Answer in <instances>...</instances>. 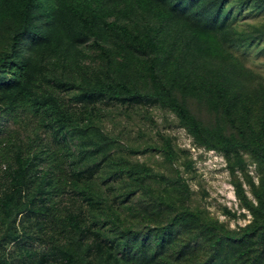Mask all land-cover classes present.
I'll list each match as a JSON object with an SVG mask.
<instances>
[{"label": "rangeland", "instance_id": "rangeland-1", "mask_svg": "<svg viewBox=\"0 0 264 264\" xmlns=\"http://www.w3.org/2000/svg\"><path fill=\"white\" fill-rule=\"evenodd\" d=\"M157 1L167 8L176 6V15L161 19L135 7L129 15L116 9L106 19L149 32L163 48L158 54L123 47L107 30L98 38L107 57L94 37L67 41L59 53L22 46L20 54L28 60L36 84L34 96L42 97L40 92L61 79L68 82L67 89L52 96L68 106L74 94L97 80L133 82L148 92L158 76L204 128L264 149V4L200 0L195 8L203 11L201 22L219 6L226 17L224 27L214 31L222 55H212L195 32L199 21L188 10L180 11L178 0ZM9 49L7 37L0 36V56ZM181 85H197L201 91L183 94ZM218 88L223 95L215 105ZM4 106L0 101V192L9 186L3 154L10 156L17 143L25 148L34 129L52 140L38 116L23 109L7 113ZM96 106L87 127H67L61 191L43 201L46 194L41 197L29 188L9 216L0 213L2 264H69L48 255L51 246L75 255L93 239L101 240L120 264H250L247 252H264V236L236 240L251 224L264 234V216L257 210L263 208L257 195L264 198L262 159L245 149L225 152L199 145L175 114L160 105ZM167 142L174 152L171 159ZM51 146L58 149L53 141ZM43 162L40 175L48 168ZM92 167L96 171L90 179L71 175L72 170ZM42 188L52 189L44 182ZM69 213L79 214L82 225L90 228L86 239L65 220ZM183 215H196L198 221L184 222ZM218 236L223 237L220 243L215 241Z\"/></svg>", "mask_w": 264, "mask_h": 264}, {"label": "trees", "instance_id": "trees-1", "mask_svg": "<svg viewBox=\"0 0 264 264\" xmlns=\"http://www.w3.org/2000/svg\"><path fill=\"white\" fill-rule=\"evenodd\" d=\"M200 0H178L180 11L188 10L192 19L199 21L195 32L205 40V52L212 55H222V50L216 39L214 31L225 25L226 17L223 16L222 6L213 12L203 16L204 22L199 20L202 15L201 8H195ZM264 4V0H255ZM121 6V7H120ZM137 7L145 12H153L161 19L170 18L175 14L176 6L167 8L157 0H0V36H6L9 40V52H2L0 56V101L5 104L4 110L13 113L18 109L33 113L38 116L39 122L49 132L52 140L42 138L34 129V137L25 148L20 143L14 145L9 153H4L7 164L9 186L0 192V213L9 216L24 190L35 189L42 197L47 195L48 200L52 193L60 192L65 179L64 166L67 160V144L65 142L66 131L69 125L87 127L94 120L93 113L97 104L117 103L126 106L141 104H156L171 110L179 119L181 125L193 136L195 141L207 149L221 151H233L245 149L264 161V149L253 145L246 139H235L222 134L219 130L204 128L193 113L181 103L165 85L160 77L154 76L157 84L151 91L142 92L133 82L117 80L108 82L97 80L83 92L72 96V103L66 106L62 101L52 95L57 91H64L68 82L58 79L46 90L40 92L42 97L34 96L36 84L32 82L31 67L28 60L20 54L22 46L32 48L37 53H59L63 44L67 41L83 42L94 37L102 54L107 57V52L98 43L102 31H110L123 47L139 53L150 51H163L162 46L151 36L149 32H141L128 28L125 25L107 20L116 9L129 15ZM158 57L154 60L158 62ZM154 69V68H153ZM38 90V89H37ZM57 90V91H56ZM183 94L199 93L201 87L197 85H181ZM33 91V92H32ZM38 92V91H37ZM36 93V92H35ZM47 93L51 96H47ZM223 95V90L218 88L214 92V103L217 105ZM73 105V106H72ZM72 106V107H71ZM55 142L58 146H51ZM167 157L174 155L170 143H166ZM48 166L43 174L39 173V165ZM96 167V165H95ZM84 170H72L71 175L75 180L92 178L96 168ZM51 173V175H50ZM43 182L51 185L52 189L44 191ZM263 208H257L264 216V198L257 195ZM52 207V206H51ZM48 208V207H46ZM49 209V208H48ZM65 220L81 239H86L90 228L82 225V220L77 213H69ZM182 220L188 223H197L196 215H183ZM205 225H211L205 222ZM264 233V232H263ZM264 236L256 227L249 225L236 238L243 243L252 238ZM235 240V238H230ZM223 240L222 236L216 238V243ZM164 239L161 238V243ZM250 264H261L263 253L249 251ZM48 255L58 257L69 264L79 261L80 264H100V261L108 264H120L118 259L111 254L101 242L93 239L79 247L77 254L70 249L60 246H51ZM4 263L0 260V264Z\"/></svg>", "mask_w": 264, "mask_h": 264}]
</instances>
